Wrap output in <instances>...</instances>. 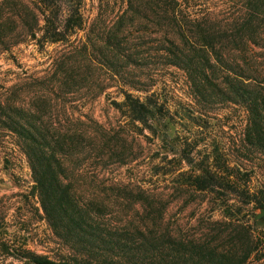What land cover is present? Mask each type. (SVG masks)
Masks as SVG:
<instances>
[{
	"label": "trees",
	"instance_id": "trees-1",
	"mask_svg": "<svg viewBox=\"0 0 264 264\" xmlns=\"http://www.w3.org/2000/svg\"><path fill=\"white\" fill-rule=\"evenodd\" d=\"M87 2L0 0V56L25 44L63 47L46 76L25 83L29 101L16 87L0 99V143L9 138L12 149L0 148L24 157L32 181L15 216L19 232L30 219L44 223L62 252L18 250L5 233L8 208L0 200V257L169 264L173 246L186 264H245L253 237L236 217L244 207L264 209L256 177L264 169V0H227V10L200 14L178 0H122L126 9L115 13L101 0L96 16ZM171 77L185 82L186 101L164 96L174 94ZM112 88L122 98L109 100L117 122L74 107L77 98L86 104ZM230 116L243 122L236 138H212L209 128L229 125ZM139 139L160 153L177 200L187 205L203 194L225 204L229 225L246 236L242 248L227 256L213 239L195 242L184 232L173 238V199L157 192L155 176L116 173L144 156ZM9 164L0 156V187Z\"/></svg>",
	"mask_w": 264,
	"mask_h": 264
},
{
	"label": "rangeland",
	"instance_id": "rangeland-1",
	"mask_svg": "<svg viewBox=\"0 0 264 264\" xmlns=\"http://www.w3.org/2000/svg\"><path fill=\"white\" fill-rule=\"evenodd\" d=\"M109 11L122 12L126 9L122 6V0H110ZM184 10L190 13L200 14L207 10L215 11L216 13L227 10V0H178ZM233 1V0H232ZM86 11L91 16H96L101 11V0H88ZM111 13V12H110ZM63 47L59 45H52L40 50L35 44H25L15 48L12 52L4 53L0 56V99L3 98L6 89L16 87L20 93V99L29 101L31 95L26 88L25 83H30V79L41 78L46 76L51 71V64L53 60L61 55ZM176 83L174 87V94L171 89H168L164 96L173 98L176 101H186L188 91L184 81L172 79L167 81L168 87L172 83ZM173 91V88H172ZM110 95V96H107ZM110 97L121 101L122 98L118 94L117 88L110 89L106 95L83 104L77 98L74 102V107L79 109L84 108L85 114H91L102 123L109 121L117 122L120 116L112 108ZM232 118L226 119L229 125L223 127L224 123H218L216 127H210L208 134L225 139L227 143L236 138L237 132L242 129V119ZM235 122V123H233ZM209 137V136H208ZM9 138L4 140L3 145L12 149V146L6 142ZM141 146L145 148L144 156H141L131 165L121 168L118 172L123 178H128L131 174L137 176L139 179H144L151 175L155 176L157 182L158 193L165 192L172 200L167 217L169 218V225L172 230V235L175 240H179V233L184 232L192 241L202 242L209 239L214 240V245H217L219 254L229 256L231 253H236L234 249L242 248L247 243L246 236H241L234 231L237 224L230 226L229 220L225 217L224 203L212 200V197L205 195H196L194 199H189V204L186 205L184 201L177 200L174 195L172 186V178L165 177L168 169L161 164L160 153L155 147H150L149 143L144 139H139ZM9 150L0 148V156L7 158L10 161V172L3 173V180L0 187V200L7 203L8 219L5 233L7 238L14 241V245L18 250H29L38 255L55 256L57 252H62L58 246V241L49 231L44 223H40L34 219L24 226L26 233L19 232L21 222L17 221L15 216L19 215L23 209V203L27 196L31 194V177L30 171L27 167L24 157L20 153H13ZM151 164V165H150ZM150 168L153 170L150 171ZM150 172V173H149ZM169 174V173H168ZM257 182L264 184V169L258 171ZM215 202L216 204L212 203ZM233 201L230 203V205ZM260 209H252L251 207H244L241 213L237 215V220L240 224L245 225L246 230L250 232L253 237L254 252L247 259L245 264H264V218L256 221V216L260 214ZM32 215L31 212H29ZM205 241V242H206ZM11 244V243H10ZM23 247V248H22ZM15 249V248H14ZM16 249V250H17ZM175 247L169 249V264H186V257L183 254L175 252ZM183 253V251H182ZM240 254L234 259L237 260ZM0 264H24L16 259L3 256L0 257Z\"/></svg>",
	"mask_w": 264,
	"mask_h": 264
},
{
	"label": "water",
	"instance_id": "water-1",
	"mask_svg": "<svg viewBox=\"0 0 264 264\" xmlns=\"http://www.w3.org/2000/svg\"><path fill=\"white\" fill-rule=\"evenodd\" d=\"M264 218V209H261L260 214L256 216V221Z\"/></svg>",
	"mask_w": 264,
	"mask_h": 264
}]
</instances>
